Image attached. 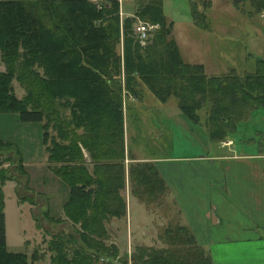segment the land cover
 <instances>
[{"label":"trees","instance_id":"obj_1","mask_svg":"<svg viewBox=\"0 0 264 264\" xmlns=\"http://www.w3.org/2000/svg\"><path fill=\"white\" fill-rule=\"evenodd\" d=\"M256 1V10L263 9L264 0ZM134 3L123 2L119 8L116 0H0V112L39 122L46 167L67 187L62 213L77 234L58 231L46 240L54 250L53 264H113L117 259V247L102 237L104 221L125 213L123 91L136 95L143 84L159 101L173 96L179 110L197 124V110L206 102L203 124L214 140L230 133L227 122L264 108V58H256L251 71L206 74L201 63L182 59L160 0ZM208 3L199 10L190 0L194 23L201 24L198 17H204L202 8ZM135 17L158 24L145 44L133 32ZM13 78L25 87L23 96L15 95ZM262 137L258 147L264 152ZM13 144L0 138L2 161L13 160L4 154ZM14 150L15 164L0 165V264L29 263L25 253L7 251L4 245L1 183L17 182L23 172L21 156ZM126 177L128 191L138 198L145 193L152 200L165 190L152 161L129 162ZM22 196L18 199L34 202ZM160 238L161 246L135 245L130 264H212L186 226H166ZM75 239L90 251L73 243ZM70 242L75 246L72 256L62 249ZM100 257L102 263L97 262Z\"/></svg>","mask_w":264,"mask_h":264},{"label":"rangeland","instance_id":"obj_2","mask_svg":"<svg viewBox=\"0 0 264 264\" xmlns=\"http://www.w3.org/2000/svg\"><path fill=\"white\" fill-rule=\"evenodd\" d=\"M116 1L120 8V4L123 2L134 6L135 0ZM195 1L200 10L202 3L206 0ZM256 3V0H209L205 9L202 8L204 17H198L201 24H196L191 18L190 0H160L162 13L171 21L172 29L170 35L175 41L182 59L190 63H202L206 74L215 75L224 73L229 69H234L238 73L251 71L255 67L256 58H264V15H262L264 11L262 9L257 11ZM140 44H145V41ZM3 68L4 65L0 61V70ZM11 83L17 97L25 94V87L18 80L13 78ZM138 88H140V91L136 95L123 91V94H125L122 99L123 139L125 137V143L129 149L127 151L124 149L123 160L125 162L130 159L128 156V159L126 158L129 153L132 158L134 156L137 157H134V159L143 158L141 161L171 156L210 155L222 151L226 152L227 146L219 145L221 144L220 141L224 143L233 141V147H241L239 144H249L248 140L255 141L258 144L257 142L261 138L263 139L264 108L262 107L251 109L243 120L232 122L234 126L231 122H227V129L233 132L230 131L224 139L216 142L206 135L207 127L203 124L204 119H206V102L197 110L201 121L200 124H202V131L193 127L194 131L191 132L189 128L191 129L192 125L177 111L175 97H168L164 105H162L164 106L162 109L167 115L160 117L155 113L158 109L153 107L155 103L151 101L154 100L152 99V94L143 84L140 87L138 86ZM41 98L43 96H40ZM57 110L61 112L60 107L59 109L57 107ZM65 112H68V110ZM5 116V114H0L1 133L4 136L7 135L12 143H16L13 146L20 154L22 163L23 161H30L29 164L32 163L31 170L28 173V175H31L29 180L32 184L42 187V189L49 192V196H52L47 201L45 196L38 195L34 197L32 195L33 198L29 192L25 191V176L23 172L17 182L6 179L13 182V184L9 183L11 185L8 183L3 185L6 180L2 181V204L5 214L7 242L9 245H13L12 247L9 246L10 249L25 253L27 251L28 264H53L50 258L54 250L47 245L46 241L50 238V235L58 231L72 230L74 236H77L74 231V225L63 215L61 200L59 201L62 195H66L67 187L58 176L49 172V169L43 168L44 159H40L39 156L41 155V142H39L41 140V132L39 134L40 140L37 145L34 143L33 148V143L30 139L29 141L26 140L25 143L24 133L27 131L21 130V126L18 124L22 122L17 119V116L12 115L14 119ZM14 149L11 148L4 152V154H10L13 160L2 161L3 154L0 155L1 166L11 167L15 164L14 157L16 153ZM36 160H40V162L35 163ZM86 160H88L87 156ZM36 164L39 168L37 172L33 173L32 168ZM87 166L90 168V163H87ZM126 167L124 165L125 174ZM127 186L129 189V185ZM158 192L152 200L146 198L144 196L145 193H143L141 198H138L129 192L144 204L143 208L145 206L150 210L145 217H137V215L133 217V214H136L134 211L129 217L124 213L120 218L111 217L109 220L104 221L106 233L102 239L107 244L117 246L118 249L117 259L113 258V264H130L129 255L134 251V246L136 245L133 243L132 236L138 234V226H135V222L139 223L141 220L143 222V224L140 222L139 226L142 225L141 229L144 230L147 237L142 239V242L150 243L152 238L158 240L154 241L152 239V243H154L152 246L163 245L164 241L160 238L163 229L166 226H173L179 223L174 211L175 207L172 205L171 199L165 194V190ZM23 194L25 198L32 197L34 202L30 203V201L21 200L20 198L19 200L25 201L27 204L24 203V207L17 205L15 199H18ZM46 202L50 215L60 217L58 220H52L51 218L55 217L50 216L51 218H48L43 213L44 210H48L45 207ZM37 221L39 226L35 224ZM25 238H29L26 247L23 243ZM73 243L79 246L81 242L75 239ZM66 245L62 249H64L66 255L72 256V248H75L74 244L70 242ZM261 245L258 248H253L252 252H249L247 256H259L258 252L261 250L260 247H264V242ZM79 247L90 251L87 247ZM205 250L210 255L215 251L226 264H229L228 262L230 261L235 263L239 259L237 264H245L247 261L244 262V260L248 259L240 248H214L212 251L207 247ZM220 252L223 253L220 255ZM102 261L101 257L97 260V262L101 263ZM212 264L214 263L212 262Z\"/></svg>","mask_w":264,"mask_h":264},{"label":"crops","instance_id":"obj_3","mask_svg":"<svg viewBox=\"0 0 264 264\" xmlns=\"http://www.w3.org/2000/svg\"><path fill=\"white\" fill-rule=\"evenodd\" d=\"M262 10L264 11V9ZM166 20L168 19L166 18ZM152 99H154L151 100L152 103H155L153 107L158 109V111L155 112L157 116L161 117L167 115L162 109V107H164L162 105H164L168 98L162 102L152 95ZM177 111L181 113L180 115L185 117L178 107ZM9 113L10 112H0L1 115L5 114L7 118H13L14 116L12 115H16L14 113ZM174 113L178 114L177 112ZM20 122L22 123L18 125L21 126V130L27 131L24 133L25 143L26 140L29 141L30 139L34 148V143L37 145L40 140L39 134L41 129L39 122ZM189 123L192 125L191 129L189 128L191 132L194 131L193 127L201 129L202 124L192 123L191 121H189ZM0 138L11 141L10 138H8L7 135L4 136L1 131ZM215 141L217 142L220 140ZM39 142H41V140ZM248 142L249 144L240 143L239 145L241 147H233V141L230 143L220 141L221 144L219 145L227 146L226 152L222 151L210 155L195 154L181 157L150 158L148 161L153 162L158 174L164 181L165 194L171 199L172 205L175 207L174 211L177 220H179L178 224H182L188 228L198 245L204 249L209 247L212 251L214 248H240L244 252L243 254H246L245 257L248 258L244 260V262L264 264V247H260L261 250L258 252L259 256H247L249 252H252L253 248L262 246L261 243L264 242V152L259 150L258 144H256L255 141L252 142L248 140ZM123 145L126 151L129 150L125 143V137L123 139ZM39 156L40 159H44L43 168L48 169L46 167V153L42 142L41 155ZM127 156L130 157V159L126 160V162L123 160L126 166L129 162L141 161V159H143H134L135 156L132 158L130 153L126 155V158ZM29 162L30 161L21 162L23 174L25 176V191L29 192L30 195L34 197L38 195L45 196L47 197V201L49 200L48 198L52 197L49 196V192L42 189V187H38V185H33L29 180L31 175H28V173L32 167V163L29 164ZM37 162H40V160H36L35 163ZM38 168L36 164L32 168L33 173L37 172ZM6 183L13 184L12 181L6 180L3 185ZM127 185L128 181L125 174V189L121 190V194L125 199L126 216L129 217L132 212L135 211L136 214H133V217H136V215L137 217H145L150 210L145 206L143 208L144 204L129 193ZM66 196L67 191L65 196L62 195L59 198L61 204ZM15 202L17 205L23 207L25 206L24 203L27 204L25 201L19 199H15ZM45 207L48 209L46 211L49 216L57 217L50 215L47 202ZM140 222H135V226H138V234L132 236L134 245H152L154 244L152 243L153 240L158 241L156 238H152L153 240L151 239L150 243L142 242V239L147 236L144 230L141 229L142 225L139 226ZM141 224H143V222H141ZM5 227L4 214L5 249L12 252H22L10 249L13 245L11 246L7 242ZM28 239L29 238L23 239L25 247ZM222 253L223 252H220L219 254L221 255ZM25 254L27 257V251ZM217 254L215 251H213L211 255L209 254L211 261L214 264H226ZM239 260L235 263L233 261L230 262L232 264H237ZM230 262L228 263L231 264Z\"/></svg>","mask_w":264,"mask_h":264},{"label":"built area","instance_id":"obj_4","mask_svg":"<svg viewBox=\"0 0 264 264\" xmlns=\"http://www.w3.org/2000/svg\"><path fill=\"white\" fill-rule=\"evenodd\" d=\"M264 15V12L262 13ZM264 17V16H263ZM158 27L156 22H149L146 20L137 19L133 23V32L136 35L139 43H142L146 40L149 34Z\"/></svg>","mask_w":264,"mask_h":264},{"label":"water","instance_id":"obj_5","mask_svg":"<svg viewBox=\"0 0 264 264\" xmlns=\"http://www.w3.org/2000/svg\"><path fill=\"white\" fill-rule=\"evenodd\" d=\"M232 1H235V0H232Z\"/></svg>","mask_w":264,"mask_h":264}]
</instances>
